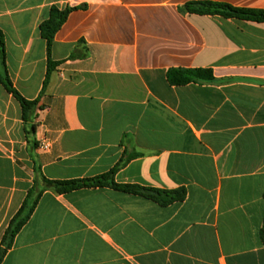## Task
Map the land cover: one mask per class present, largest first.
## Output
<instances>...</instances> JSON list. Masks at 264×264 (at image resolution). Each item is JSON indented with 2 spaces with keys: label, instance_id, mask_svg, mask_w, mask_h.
<instances>
[{
  "label": "crops",
  "instance_id": "obj_1",
  "mask_svg": "<svg viewBox=\"0 0 264 264\" xmlns=\"http://www.w3.org/2000/svg\"><path fill=\"white\" fill-rule=\"evenodd\" d=\"M204 1L264 11V0H0L8 75L38 101L26 122L0 82V249L29 190L43 191L2 264H264V22L184 10ZM52 7L77 9L44 88ZM172 69L214 79L175 86ZM130 156L116 183L183 188L185 200L44 189L42 178H95Z\"/></svg>",
  "mask_w": 264,
  "mask_h": 264
},
{
  "label": "trees",
  "instance_id": "obj_2",
  "mask_svg": "<svg viewBox=\"0 0 264 264\" xmlns=\"http://www.w3.org/2000/svg\"><path fill=\"white\" fill-rule=\"evenodd\" d=\"M76 9L77 8H67L65 10H59L56 7H52L48 19L40 25V33L42 38L47 42L48 49V69L44 81V88L49 84L50 77L58 65V63L53 62L51 58L54 37L67 21L68 16ZM184 10L189 14L221 16L226 19L264 22V11L238 9L224 3L210 1L190 2L184 6ZM0 69H3V74L0 72V82L3 83L8 93L12 94L20 103L23 119L26 122L29 121L33 116V111L38 105V101H27L14 88L7 71L5 38L2 31H0ZM167 79L172 85L183 86L190 83L212 81L214 76L211 70L172 69L167 72ZM132 158L133 157L130 156L127 160L120 161V163L110 172L95 178L73 181H50L46 178H42L43 186L44 189H53L58 194H67L84 188H111L126 194L144 197L163 207L185 200L186 190L183 188L167 191L146 188L138 185H120L116 183V173ZM42 193L43 191H38L37 187H33L29 190L24 204L12 219L3 236L2 248L0 249V264H2L7 251L11 248L14 238L32 216ZM261 239L264 243V226L261 230Z\"/></svg>",
  "mask_w": 264,
  "mask_h": 264
},
{
  "label": "built area",
  "instance_id": "obj_3",
  "mask_svg": "<svg viewBox=\"0 0 264 264\" xmlns=\"http://www.w3.org/2000/svg\"><path fill=\"white\" fill-rule=\"evenodd\" d=\"M51 145L49 142L44 141L41 146L40 149H42L43 151H48L50 149Z\"/></svg>",
  "mask_w": 264,
  "mask_h": 264
}]
</instances>
